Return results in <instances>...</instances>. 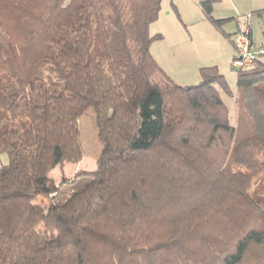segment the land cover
I'll return each instance as SVG.
<instances>
[{
    "label": "trees",
    "instance_id": "16d2710c",
    "mask_svg": "<svg viewBox=\"0 0 264 264\" xmlns=\"http://www.w3.org/2000/svg\"><path fill=\"white\" fill-rule=\"evenodd\" d=\"M161 5L0 0V264H264V61L231 124L216 65L180 85L152 55ZM91 108L96 167L56 181Z\"/></svg>",
    "mask_w": 264,
    "mask_h": 264
},
{
    "label": "rangeland",
    "instance_id": "374dc122",
    "mask_svg": "<svg viewBox=\"0 0 264 264\" xmlns=\"http://www.w3.org/2000/svg\"><path fill=\"white\" fill-rule=\"evenodd\" d=\"M199 4V0H162L159 16L150 24L149 32L153 35L159 30L164 38L154 40L150 49L159 58L164 72L182 85L199 83L201 64L205 60L217 62L218 69L225 76L233 94L221 92L230 111V122L235 125L240 100L237 87L238 70L232 67L235 55L232 38L235 34L230 32L237 29V24L233 20L234 17H231L224 23L223 33L207 19ZM234 8L239 14L251 13L253 40L256 44H261L264 41V0H215L212 14L216 17L231 16L235 12ZM178 25L184 41H176L174 38ZM172 30L175 34L171 33ZM260 59L264 61V54L260 55ZM95 116L91 108L79 119L81 140L86 152L82 161L84 164L89 163L88 151L96 152L99 149L98 142L102 144L98 138ZM71 165L74 164H68L69 167ZM237 169L245 168L239 166L235 168ZM50 175L58 181V168Z\"/></svg>",
    "mask_w": 264,
    "mask_h": 264
},
{
    "label": "built area",
    "instance_id": "2783aa9c",
    "mask_svg": "<svg viewBox=\"0 0 264 264\" xmlns=\"http://www.w3.org/2000/svg\"><path fill=\"white\" fill-rule=\"evenodd\" d=\"M251 16V13L237 16V29L232 38L235 48L232 67L236 70H244L250 67L256 58L264 54V45H258L253 40Z\"/></svg>",
    "mask_w": 264,
    "mask_h": 264
},
{
    "label": "crops",
    "instance_id": "0c3cea01",
    "mask_svg": "<svg viewBox=\"0 0 264 264\" xmlns=\"http://www.w3.org/2000/svg\"><path fill=\"white\" fill-rule=\"evenodd\" d=\"M200 1L201 0H199V3H200ZM199 6H200V8H201V10H202V12L204 13V11H203V9H202V7H201V5L199 4ZM213 11H214V6H213ZM234 14H232L231 16H226V17H216V16H214L215 18H220V19H223V18H228V17H234L233 18V20L236 22V24H237V16H238V14H239V12H238V10L236 9V8H234ZM204 15H205V13H204ZM206 16V15H205ZM236 29H234V30H231V32H230V34H233L234 33V31H235ZM172 32H174L173 30L171 31V33ZM156 33H162V32H160L159 30H157V32ZM174 34H175V32H174ZM163 38H164V36H163ZM162 38V39H163ZM175 40L176 41H184V37H183V35L181 34V29H180V27H179V25L177 26V28H176V34H175ZM264 43V41H262L261 42V44H258V45H262ZM151 50V49H150ZM152 53V55L154 56V58L156 59V61L159 63V65L161 64V62H160V60H159V58H157V56L153 53V52H151ZM234 53H235V51H234ZM168 54H170V53H168ZM263 61V60H262ZM216 63L217 62H214L213 60H211V61H209V60H205L202 64H201V66H204V65H216ZM218 64V63H217ZM217 67L219 66V64L218 65H216ZM200 79V78H199ZM174 80V79H173ZM175 81V80H174ZM176 83H178V84H180L179 82H177V81H175ZM192 84H196V83H192ZM180 85H182V84H180ZM186 85H190V84H186ZM98 144H99V149L95 152V150H92V151H88V153H89V157L88 158H90V159H88L89 161V163H82V161H83V159H84V156H85V154H86V152H84V156H83V158H82V160L80 161V162H78V163H71V164H74L73 166L71 165V167H69L68 166V162H66V163H64V165H63V167L62 168H60V167H56L55 169H53L52 170V172L51 173H53L57 168H58V170H59V178H58V180L61 178V175H62V173L64 174V175H66V176H71V175H73L77 170H79V169H82V168H80V167H87V168H91V169H94L95 167H96V162H97V159H98V157H99V155H100V152H101V150H102V147H103V144H101V143H99L98 142ZM83 150H84V147H83ZM82 163V164H81ZM90 169V170H91ZM50 173V174H51ZM53 177V176H52ZM54 178V177H53Z\"/></svg>",
    "mask_w": 264,
    "mask_h": 264
}]
</instances>
